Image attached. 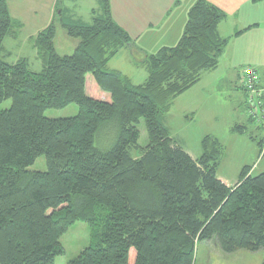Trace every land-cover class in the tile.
Segmentation results:
<instances>
[{"label":"trees","instance_id":"trees-1","mask_svg":"<svg viewBox=\"0 0 264 264\" xmlns=\"http://www.w3.org/2000/svg\"><path fill=\"white\" fill-rule=\"evenodd\" d=\"M99 10L81 24L65 21L58 7L34 37L43 64L35 72L26 59H3V41L20 23L0 0V104L11 100L0 109V264H54L65 253L60 238L78 221L89 226V243L67 264H195L200 243L224 255L262 252L264 264V171L252 176L243 166L229 187L217 177L218 139L205 136L193 159L161 121L201 71L216 68L228 42L217 32L224 12L197 0L176 46L146 55L148 76L133 85L107 68L132 43L109 0ZM56 22L79 40L71 55L54 47ZM71 103L73 117L43 114ZM109 122L117 135L101 150L95 139ZM39 156L46 170H28Z\"/></svg>","mask_w":264,"mask_h":264},{"label":"rangeland","instance_id":"rangeland-1","mask_svg":"<svg viewBox=\"0 0 264 264\" xmlns=\"http://www.w3.org/2000/svg\"><path fill=\"white\" fill-rule=\"evenodd\" d=\"M78 1L81 11L76 12L75 18L90 23L93 17L91 9L98 10L97 0ZM62 2L64 3L66 0H62ZM7 3L12 18L20 23V27L6 35L3 41V59L9 64L18 59H26L29 69L38 72L41 70L42 62L33 46V39L38 30L41 31L50 24L49 13L52 10V2L51 0H7ZM55 26L60 28L58 23H55ZM57 33L56 39H59L61 32L58 30ZM66 40H69L70 43L78 39L68 37ZM57 50L61 55L72 54L69 50H67L68 52ZM118 60L120 59L118 58ZM227 66L228 62L219 61L218 67L201 71L199 82L190 90L173 99L169 110L162 116L161 121L169 129L175 145L186 151L193 159H197L201 155V141L205 136H213L218 139L222 145V155L217 169V177L220 180L224 179L228 185H234L244 165L253 166L257 163L262 168L255 173L264 171V142L261 141V145H258L249 137V135L255 136L259 141L258 136L260 140H262V136L264 139V132H262V124L258 125L257 121L248 119L247 106L240 101L241 98L238 97L234 100V95L229 96V91L225 88L230 76L229 72H226ZM257 72L259 71L257 70ZM141 75H145L143 69L136 78H133V81L141 82ZM230 99L234 100V105L229 107L226 101L229 102ZM10 105L11 100H4L0 104V109L8 108ZM233 106L237 111L230 110ZM78 112V106L71 103L60 109H47L43 114L48 118H67L77 115ZM235 124L245 126L246 134L230 132L231 127ZM103 127L96 136L95 144L99 149L107 150L115 141L117 124L109 122ZM137 128L140 132L138 144L145 147L147 134L142 120L137 124ZM260 134L263 135L260 136ZM136 155H139V150L133 151V156ZM28 170L45 171L44 156H39L28 167ZM89 232L90 228L86 223L75 222L60 238L65 253L57 256L54 264H67L69 260L75 258L88 245ZM262 261V252L237 251L224 255L204 243L197 245L195 253V264H262Z\"/></svg>","mask_w":264,"mask_h":264},{"label":"crops","instance_id":"crops-1","mask_svg":"<svg viewBox=\"0 0 264 264\" xmlns=\"http://www.w3.org/2000/svg\"><path fill=\"white\" fill-rule=\"evenodd\" d=\"M196 1L197 0H109L112 19L127 33L132 47L125 46L120 49L118 53L108 61L107 68L121 73L127 77L133 85L143 83L148 76L147 66L143 61L144 57L156 53L161 48L176 46L183 34L187 22L188 11ZM205 1L218 7L225 14V17L217 25V32L221 37L227 38L228 42L218 59L217 67L219 61L228 62L229 68L227 66L226 72H229L230 76L228 82H226L225 88L229 91V96L234 95V100L240 97V101L245 103L246 92L243 87L244 80L241 74L245 66L254 67L259 71L258 86L260 88L264 87V0ZM51 2L52 10L49 13V22L55 20L56 10L58 7H61L62 16L65 17V21L89 24L75 18L77 16L76 12L81 11L78 0H66L64 3L62 0H51ZM97 2L98 10L91 9V13L93 10L99 13V0H97ZM58 30L61 32L62 37L59 36L60 38L56 39ZM39 31L40 30L35 33V36ZM64 37L68 39V36L65 31L62 30L61 26L59 29L56 28L54 47L57 53V49L60 51L66 50L65 52L69 50V52L73 53L79 40L69 43V40H66ZM118 58L120 60H118ZM19 60L20 59L17 61ZM142 69L145 71V75H141V82L135 83L133 78H136ZM199 80L196 83H198ZM194 85L187 90H190ZM234 100L230 99V103L226 101L229 107L234 105ZM262 100L264 102V93L262 94ZM230 110L232 112L237 111L234 110V106L231 107ZM247 112L249 115L248 107ZM248 119H254L258 122V125L262 124V132H264V118H252L249 115ZM235 126L243 127L241 130H243L244 133L247 131L246 127L242 124H235L233 127ZM233 127L230 129L232 133ZM236 133L243 134L239 132ZM262 135L260 134V136ZM258 139L260 140L259 136ZM261 139L264 140L263 136ZM254 153L256 154V151H254ZM260 168L262 167H259L257 163L253 166H249V175H257L255 172H258ZM221 181L229 187L234 186L237 182L236 181L234 185H228L224 179H221Z\"/></svg>","mask_w":264,"mask_h":264},{"label":"built area","instance_id":"built-area-1","mask_svg":"<svg viewBox=\"0 0 264 264\" xmlns=\"http://www.w3.org/2000/svg\"><path fill=\"white\" fill-rule=\"evenodd\" d=\"M243 77V87L246 92L245 103L252 118H264V103L261 95L264 87L258 86V72L256 68L245 66L241 71ZM264 144V143H263Z\"/></svg>","mask_w":264,"mask_h":264}]
</instances>
